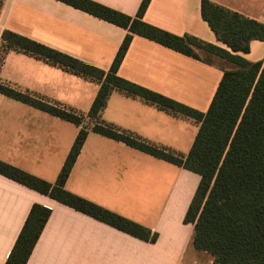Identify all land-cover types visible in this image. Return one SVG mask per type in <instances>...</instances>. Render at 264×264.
<instances>
[{
  "label": "crops",
  "instance_id": "obj_1",
  "mask_svg": "<svg viewBox=\"0 0 264 264\" xmlns=\"http://www.w3.org/2000/svg\"><path fill=\"white\" fill-rule=\"evenodd\" d=\"M135 16L142 0H92ZM264 24V0H209ZM143 20L229 50L201 17V0H150ZM4 30L35 40L107 71L127 30L56 0H4ZM250 62L264 60L253 40ZM0 81L87 113L99 85L41 59L4 54ZM118 76L200 112L212 100L222 71L140 36H133ZM100 119L148 143L186 155L198 130L192 120L113 91ZM79 128L0 94V160L54 183ZM199 182L195 173L89 132L65 183L69 192L157 233L155 243L130 236L0 175V264H5L30 207L51 210L26 264H182L199 254L193 225L183 222ZM194 255V256H196ZM213 260V259H212ZM187 264H197L194 260Z\"/></svg>",
  "mask_w": 264,
  "mask_h": 264
},
{
  "label": "trees",
  "instance_id": "obj_2",
  "mask_svg": "<svg viewBox=\"0 0 264 264\" xmlns=\"http://www.w3.org/2000/svg\"><path fill=\"white\" fill-rule=\"evenodd\" d=\"M127 30L107 71L56 49L4 30L0 53L20 52L99 85L87 113L36 93L0 84V94L50 114L79 128L54 183L46 182L0 160V175L90 216L130 236L155 243L158 235L65 189V183L89 132L121 142L156 159L195 173L199 182L183 222L193 225L191 244L209 254L215 264H264V60L250 62L253 40L264 41V24L201 0V17L218 42L229 50L185 34L176 36L146 23L150 0H142L135 16L123 14L92 0H56ZM4 0H0V6ZM140 36L222 71L205 112L197 111L159 93L127 81L117 72L133 36ZM199 51L211 59L202 58ZM113 91L137 97L160 110L198 124L186 155L148 143L135 134L103 122L100 117ZM85 119L92 121L87 126ZM51 210L33 204L5 264H26Z\"/></svg>",
  "mask_w": 264,
  "mask_h": 264
},
{
  "label": "rangeland",
  "instance_id": "obj_3",
  "mask_svg": "<svg viewBox=\"0 0 264 264\" xmlns=\"http://www.w3.org/2000/svg\"><path fill=\"white\" fill-rule=\"evenodd\" d=\"M2 6H3V4L0 6V10H1ZM0 45H1V43H0ZM199 54H200V56L202 58L212 62V59L207 54H205V53H203L201 51H199ZM3 58H4V53H0V67H1V65L3 63V60H4ZM0 84L4 85V84H7V83H3V82L0 81ZM85 124L87 126H90V125H92V121L89 120V119H85ZM192 253H194V252H188V253L185 254V257L183 259L182 264H187L189 262H192L193 260L197 264H215L209 254H206L204 252H198L199 254L196 255V254H192ZM194 255H196V256H194Z\"/></svg>",
  "mask_w": 264,
  "mask_h": 264
}]
</instances>
